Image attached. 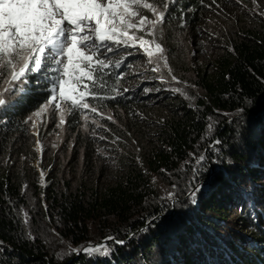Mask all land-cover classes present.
Instances as JSON below:
<instances>
[{"label": "trees", "instance_id": "16d2710c", "mask_svg": "<svg viewBox=\"0 0 264 264\" xmlns=\"http://www.w3.org/2000/svg\"><path fill=\"white\" fill-rule=\"evenodd\" d=\"M258 2L255 11L253 0H176L158 37L180 83L167 68L148 66L152 89L160 91L146 99L121 91L125 79L117 85L119 68H111L103 94L115 95L112 87L122 94L93 101L117 116L99 122L105 146L81 132L77 112L67 118V158L37 157L25 121L49 91L44 77L37 84L29 74L0 108V264H264V0ZM199 43L207 61L195 70ZM189 153L203 154V165ZM38 159L43 185L32 165ZM194 175L198 182L210 177L195 203ZM168 191L173 200L162 199ZM92 227L98 240L118 235L125 243L109 242L107 255L65 251L63 243L90 242Z\"/></svg>", "mask_w": 264, "mask_h": 264}, {"label": "snow or ice", "instance_id": "6c2138e0", "mask_svg": "<svg viewBox=\"0 0 264 264\" xmlns=\"http://www.w3.org/2000/svg\"><path fill=\"white\" fill-rule=\"evenodd\" d=\"M175 2L176 0H0V108L10 103L8 96L21 91L18 86L28 82L29 74H43L49 96L25 121L31 122L33 129L37 127L34 117L40 118L50 110L59 115L57 127L61 128L68 122L67 117L77 112L85 122V131H88L89 121L98 128L103 127L94 118L90 120L88 113L115 123L111 115H105L92 101L114 100L122 94L117 87L110 89L115 95L103 93L107 88V78L112 75L109 70L113 67L120 68L127 56L132 55L128 49L142 50L148 57V63L155 64L152 72L158 73L163 66L168 69L171 79L180 83L169 67L166 48L157 42V31L167 21L171 5ZM236 2L240 3L241 0ZM259 14L264 16V13ZM180 18H183V14ZM121 49H124V53H120ZM109 54H119L120 58L113 60ZM115 75V83L118 85L123 74ZM159 79L162 83L165 82L163 77ZM36 83L39 84L40 80L37 79ZM128 91L130 89H123L125 93ZM149 91L151 90L144 89L145 94ZM171 91L180 92V89ZM239 111L243 112V109ZM212 127L209 123L208 130L211 131ZM108 130L105 128V131ZM92 132L95 136V129ZM34 134L39 135L38 132ZM98 138L107 139L104 136ZM119 139L116 137L111 143L115 144ZM213 143L219 144L220 141ZM36 147H41L39 140ZM189 156L200 166L205 161L203 154L197 156L189 153ZM189 162L185 161V164ZM192 171L194 174L198 173L200 168H193ZM161 172H166V169H161ZM40 175L43 179L44 173L41 172ZM195 179L194 175L193 180ZM189 183L191 185V181ZM177 187L172 184L173 190ZM199 191V187L190 188L189 196L193 203ZM175 196V191H168L162 199L173 200ZM23 223H30L26 211L23 212ZM105 239L114 244L125 243L123 239L112 236ZM69 250L76 254L83 252L86 255H107L110 248L106 244H88L79 248L69 246Z\"/></svg>", "mask_w": 264, "mask_h": 264}, {"label": "rangeland", "instance_id": "374dc122", "mask_svg": "<svg viewBox=\"0 0 264 264\" xmlns=\"http://www.w3.org/2000/svg\"><path fill=\"white\" fill-rule=\"evenodd\" d=\"M258 5L259 2L258 0H256V3L254 4V10L256 11L258 9ZM146 12V14H148L149 16H151L150 13L147 12V10H144ZM163 26V25H162ZM161 26V28H162ZM160 30L157 31V42L161 43L163 46L165 45L163 37H161L159 39L158 37V32ZM137 35H142V33H137ZM199 47H196V51L191 55V58H193V63L192 66L195 70H198L199 67L203 64L206 63L207 58L205 57L206 52H204V49L202 47V45L199 43L198 45ZM127 51L131 52L132 55H128L126 60L124 61V64H122V66L119 68V70H116V74L122 73L123 74V78L125 80H123V82L118 85V88H121V91H123L124 88H128L130 89V91H128V94H132L134 91H137V94L142 92V95L146 96V99H149V95L150 97H153V100H155V94L157 93L156 88L152 89L155 84H156V79L152 78V72L148 71V66H153V64H149L148 63V57L146 54L143 53L142 50L137 51V49L135 48H130ZM120 53H124V49L120 50ZM113 60L119 59L120 55L119 54H109ZM168 70V69H167ZM126 71V72H125ZM125 72V73H123ZM34 75V74H33ZM149 81V82H146ZM21 86V85H19ZM18 86V87H19ZM150 89L151 91H149L147 94L144 93V89ZM93 103V101H92ZM34 113V112H33ZM30 114V116H32V114ZM103 113L105 115H111L113 117V119H116V113L113 110L110 111H106L104 110ZM77 119H78V124H81L80 130L82 133H84L85 135H93L92 130L95 129V136H100L101 132H103V129H99L96 127L95 124H92L90 121L87 124L88 127V131L84 130V120L82 119V117L80 116L79 113H77ZM90 120L91 119H95L98 122H102L105 119H101L100 116H96L95 114L92 113H88ZM68 118V117H67ZM37 121V127L35 129H33L31 127V122H29V126L31 128V133L35 136V146H34V150L37 154V157L40 158L41 154L43 151L50 153H57V155L61 156L62 158H67V156L71 153V143H73V136L70 137V135L68 134V128H67V123L61 128V127H57V124L59 123V115L58 114H54V112L52 110L44 113L42 115V117L40 118H35ZM116 121V120H114ZM38 132L39 135H35L34 133ZM94 136V137H95ZM37 140L40 141V149H37L36 147V142ZM100 140V139H99ZM101 145L100 146H105V144L103 143V140H100ZM48 145H51V148H46ZM53 145H55V147H53ZM32 165L36 168L37 172L39 173V178L40 181L43 185V182L45 180V177L47 175L46 172H44L43 170H41V167L39 165V159L35 162L32 163ZM41 172L44 173L43 179H41ZM197 180V181H196ZM193 180L192 183H194V186H192L191 188L194 187H199L200 190L204 189L205 187H207L209 185V181L208 178L205 181H200L196 179ZM162 191V190H161ZM53 228H50V231H52L53 233L55 231H53ZM98 232V228L97 227H92L91 231H90V235L89 238L91 239L90 242L86 243L85 245L88 244H92V245H97V244H106L109 245L108 240H106L105 238L108 236H112V237H116L119 238L118 235H107L105 236V238H102L101 240H98V236L97 233ZM55 235H57L56 233H54ZM97 236V237H96ZM122 239V238H119ZM55 245L57 246V250H58V254L59 256L63 255L62 251H59V248H63L62 247V243L60 240H56ZM66 246V250H69V245L63 243ZM84 245V246H85ZM119 245V244H118ZM80 254V253H79Z\"/></svg>", "mask_w": 264, "mask_h": 264}, {"label": "water", "instance_id": "95a60500", "mask_svg": "<svg viewBox=\"0 0 264 264\" xmlns=\"http://www.w3.org/2000/svg\"><path fill=\"white\" fill-rule=\"evenodd\" d=\"M210 178V177H209ZM209 178H208V181H209ZM83 252H81L80 254H82Z\"/></svg>", "mask_w": 264, "mask_h": 264}]
</instances>
